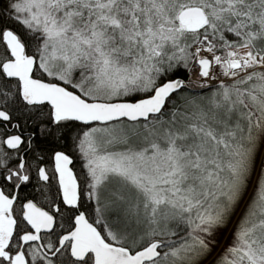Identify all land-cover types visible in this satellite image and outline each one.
Returning a JSON list of instances; mask_svg holds the SVG:
<instances>
[{
  "label": "snow or ice",
  "instance_id": "6c2138e0",
  "mask_svg": "<svg viewBox=\"0 0 264 264\" xmlns=\"http://www.w3.org/2000/svg\"><path fill=\"white\" fill-rule=\"evenodd\" d=\"M0 264H264V0H0Z\"/></svg>",
  "mask_w": 264,
  "mask_h": 264
}]
</instances>
